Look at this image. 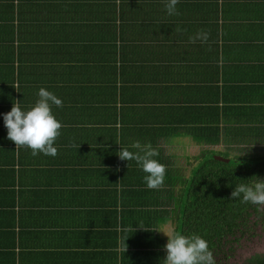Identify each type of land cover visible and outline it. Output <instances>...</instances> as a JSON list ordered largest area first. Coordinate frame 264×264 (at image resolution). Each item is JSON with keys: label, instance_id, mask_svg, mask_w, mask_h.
I'll return each instance as SVG.
<instances>
[{"label": "crops", "instance_id": "1", "mask_svg": "<svg viewBox=\"0 0 264 264\" xmlns=\"http://www.w3.org/2000/svg\"><path fill=\"white\" fill-rule=\"evenodd\" d=\"M176 7L0 0V264H164L196 173L264 155V0ZM40 88L63 102L55 157L3 124ZM137 141L166 168L159 189L118 157Z\"/></svg>", "mask_w": 264, "mask_h": 264}, {"label": "clouds", "instance_id": "2", "mask_svg": "<svg viewBox=\"0 0 264 264\" xmlns=\"http://www.w3.org/2000/svg\"><path fill=\"white\" fill-rule=\"evenodd\" d=\"M178 3L179 0H165V10L169 16L177 14ZM196 39L206 40L207 34L198 33ZM37 96L34 106L28 110H23L17 101L8 113L2 114L7 139L13 142L16 148L24 147L31 150V155L34 157L40 154L55 157L57 148L54 144L63 125L53 115L52 106L61 108L63 102L45 88H40ZM131 148L135 151L121 146L118 152L119 159L126 162L135 161L137 167L145 173L143 181L148 189L155 190L162 187L166 168L154 159L158 156V152L151 144H141L139 141L133 143ZM248 180L251 182L234 187L231 193L232 199L253 206H264V179ZM160 232L168 238L163 246V251L166 253L164 264H215L213 251L199 234L185 236L178 232L174 234Z\"/></svg>", "mask_w": 264, "mask_h": 264}, {"label": "trees", "instance_id": "3", "mask_svg": "<svg viewBox=\"0 0 264 264\" xmlns=\"http://www.w3.org/2000/svg\"><path fill=\"white\" fill-rule=\"evenodd\" d=\"M256 157L248 162L238 158L229 162L212 158L196 173L188 190L180 233L199 234L204 238L213 251L215 264H228L233 253L229 244L237 241V235H253L250 226L264 221V206L244 204L231 197L236 185L250 183L248 179H264V155ZM245 264H264V254L247 259Z\"/></svg>", "mask_w": 264, "mask_h": 264}, {"label": "rangeland", "instance_id": "4", "mask_svg": "<svg viewBox=\"0 0 264 264\" xmlns=\"http://www.w3.org/2000/svg\"><path fill=\"white\" fill-rule=\"evenodd\" d=\"M227 159H232L227 156ZM236 160V159H234ZM248 162V160H245ZM244 163V162H243ZM264 208V207H262ZM184 220V217H183ZM182 218L181 221L183 222ZM264 223V221H263ZM260 221L255 226H250V232L253 233L241 237L237 235V241H232L229 245L233 247V253L228 264H245V261L257 254H264V224ZM180 224V223H179ZM182 227V223H181ZM179 228V233L181 231ZM232 238H230L231 240Z\"/></svg>", "mask_w": 264, "mask_h": 264}, {"label": "water", "instance_id": "5", "mask_svg": "<svg viewBox=\"0 0 264 264\" xmlns=\"http://www.w3.org/2000/svg\"><path fill=\"white\" fill-rule=\"evenodd\" d=\"M221 160H224L225 161V159H221ZM227 162H229V160H226Z\"/></svg>", "mask_w": 264, "mask_h": 264}]
</instances>
